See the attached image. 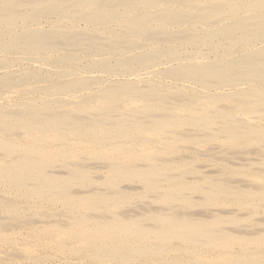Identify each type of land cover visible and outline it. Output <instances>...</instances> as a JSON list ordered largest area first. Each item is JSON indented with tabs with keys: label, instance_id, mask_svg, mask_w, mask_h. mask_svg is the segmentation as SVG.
Wrapping results in <instances>:
<instances>
[{
	"label": "bare ground",
	"instance_id": "6f19581e",
	"mask_svg": "<svg viewBox=\"0 0 264 264\" xmlns=\"http://www.w3.org/2000/svg\"><path fill=\"white\" fill-rule=\"evenodd\" d=\"M17 261L264 264V0H0Z\"/></svg>",
	"mask_w": 264,
	"mask_h": 264
},
{
	"label": "rangeland",
	"instance_id": "374dc122",
	"mask_svg": "<svg viewBox=\"0 0 264 264\" xmlns=\"http://www.w3.org/2000/svg\"><path fill=\"white\" fill-rule=\"evenodd\" d=\"M82 63H83V62H82ZM17 262H18V263H15V262H13V263H12V262H11V263L9 262V263H10V264H20V263H21V264H24V263L21 262V261H17ZM9 263H6V262H5L4 264H9Z\"/></svg>",
	"mask_w": 264,
	"mask_h": 264
}]
</instances>
